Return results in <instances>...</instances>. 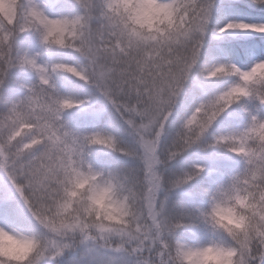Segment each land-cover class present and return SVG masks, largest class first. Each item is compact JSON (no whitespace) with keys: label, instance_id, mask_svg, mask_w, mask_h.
I'll return each instance as SVG.
<instances>
[{"label":"snow or ice","instance_id":"snow-or-ice-1","mask_svg":"<svg viewBox=\"0 0 264 264\" xmlns=\"http://www.w3.org/2000/svg\"><path fill=\"white\" fill-rule=\"evenodd\" d=\"M83 12L75 17L50 19L37 0H17L16 19L12 25L0 22V82L7 70L16 65H27L38 75V84L29 87L23 100L13 103L0 114V214L8 220L22 223L28 219L42 231L47 207L60 194L62 180L86 164L84 152L96 145L111 150L118 148L112 135L90 132L76 136L66 130L61 113L78 107L76 101L57 94L50 83L51 74L70 73L91 83L112 105L123 123L136 137L141 161L139 176H135L139 190L141 220L151 223L161 207L158 192L146 190V182L158 187L153 166L172 161L181 153L210 135L213 125L225 119L228 109L247 98L264 104V72H252L264 61L241 70L230 62H217L208 51L201 60L205 47V30L214 0H172L171 28L152 37L130 33L123 18L105 14L99 25H92L95 12L91 0H76ZM264 6V0H253ZM17 27L19 31L35 28L42 34L44 46L58 43L79 53L85 60L82 67L66 63L51 66L37 64L35 58H18L5 41ZM235 32L264 33V24L229 21L216 34ZM52 33V36H48ZM59 37V42L55 37ZM215 75H210L213 71ZM235 79H232V78ZM242 89V91H236ZM246 110V109H244ZM249 131H235L213 136L211 145L246 149L245 159L253 179L252 187L264 188V145L254 140L248 143L251 131H258L262 120L251 112ZM179 122L170 143L161 153V144L169 136L172 123ZM194 164L187 174L188 182L203 172ZM119 177L123 173L114 174ZM104 225H97L103 232ZM50 253L47 260H56L71 251L76 242H88L127 258V264H148L155 261L158 247L145 234L126 241L97 234L86 220L77 219L60 228L52 227ZM248 264H264V238L257 237L247 251Z\"/></svg>","mask_w":264,"mask_h":264},{"label":"clouds","instance_id":"clouds-1","mask_svg":"<svg viewBox=\"0 0 264 264\" xmlns=\"http://www.w3.org/2000/svg\"><path fill=\"white\" fill-rule=\"evenodd\" d=\"M16 10L17 0H0V22L12 25ZM105 14L123 18L130 33L143 37L157 36L172 26V0H101V7L95 16L103 21ZM31 30L38 33L44 45L42 34L35 28ZM16 31H19L18 27ZM5 35L7 33L0 32V39ZM12 35L8 36L6 45L10 46ZM52 35L48 33V36ZM55 39L59 42L58 36ZM48 47L59 48L58 43ZM15 55L36 60L35 56L27 53ZM216 71L220 69L210 75H215ZM251 71L264 72V64ZM248 125L249 122L241 131H249ZM253 140L264 145V119L260 121L258 131L250 132L248 143L251 144ZM224 149L243 159L245 167L240 173L229 176L227 182L216 189H202L208 199L207 207L197 208L194 212L173 219L165 215L161 200L158 212L149 217L151 223L141 220L135 175L116 177L97 171L87 163L76 167L74 173L62 180L58 198L46 209L49 214L45 221L51 227L42 225V231L28 233L0 226V264H41L49 255L55 259V253H50L52 227L60 228L77 219L86 220L97 234L117 241H126L138 234L147 235L158 245L155 261L150 260L148 264H248L249 245L257 237L264 238V188L258 191L252 187V175L246 171L249 164L244 158L245 148ZM190 171H183L171 178L169 189L187 185ZM150 174L157 178L158 187L146 182V190L152 191L155 196L162 190L163 174L155 166ZM195 224L207 225L214 232L221 233L224 239L191 244L175 235L180 228ZM97 225L106 226L105 230L101 232Z\"/></svg>","mask_w":264,"mask_h":264},{"label":"trees","instance_id":"trees-1","mask_svg":"<svg viewBox=\"0 0 264 264\" xmlns=\"http://www.w3.org/2000/svg\"><path fill=\"white\" fill-rule=\"evenodd\" d=\"M98 1V11L101 7V0ZM237 3H239V6L227 8V13L230 16H233V14H238L239 10H242V15L244 14L247 17L251 18H262L264 20V6L258 5L253 2V0H235ZM37 2L42 6V10L45 12L46 15H48L50 18H59V17H66L68 15H72L71 11L68 9V6L71 7L68 4L67 0H37ZM215 7V6H214ZM235 13H234V12ZM56 12H59L58 14ZM62 13V15H60ZM214 15H217V12H213ZM240 14V13H239ZM75 15V14H74ZM73 17V16H72ZM217 20L224 21L225 15L219 14L217 16ZM231 21H241V19L236 18L235 20ZM255 24H264V21H258ZM210 23H208V26ZM217 28H213L211 30L213 33V38L217 40H222L218 45L208 41L207 37L208 34H205V47L201 49L202 56L201 60L206 59V53L208 51H211L217 59V62H230L235 64L237 67H239L241 70H248L250 67L258 62V61H264L263 59H258L251 64L250 59V48H256L257 50H260V52L264 51V33H255V32H235V33H220L216 34ZM32 30H26V31H16L13 30V35L10 40V47L12 50V53L15 54H29L32 55L29 48L30 43V37L29 33ZM209 43V44H208ZM45 53L47 60L51 65L58 64V63H66L70 65H74L77 67H82L80 63H75L73 60L71 54H76L75 51H72V49L68 48H56V47H45ZM255 49V50H256ZM236 57L237 61L232 60V57ZM67 58V59H65ZM73 60H69V59ZM39 63V61H37ZM23 70H32L31 68L27 66L18 65ZM248 66V67H246ZM246 67V68H243ZM34 74L37 73L32 70ZM54 74V79L57 82V85L62 90V92L66 95V98L75 100V98H80L83 90V80H79L76 77L72 76L70 73L58 71ZM12 75V74H11ZM232 79H235L234 77ZM7 78L5 79V81ZM9 88L6 87V90L3 92V106L0 109L1 113H4L8 110V108L13 104L16 103L15 98L12 95L13 90L17 91H27L29 86L26 81L15 78L13 80V77L9 80ZM250 98L245 99L243 102H238L237 104L232 105L229 109L231 110L230 115L225 117L223 122L217 123L214 125L213 132H210L211 134H227L228 131L232 128L238 127L242 124H244L248 117V105L247 101ZM78 101V100H76ZM85 104L81 103L78 107L73 108L71 110H66L67 118L71 121H74L76 124L81 126H90V127H96L100 126L103 123L107 125H111L110 129L112 130L113 134L117 136L122 135L121 129H119L117 126L112 125V123L109 120H102L101 117H92L90 115L85 114H79L80 109L84 108ZM246 109V110H244ZM256 115L264 119V104H259L257 101V108H256ZM175 122V121H174ZM174 122L172 123V126L174 125ZM87 123V124H83ZM179 126V125H178ZM177 126V128H178ZM210 134V135H211ZM213 136L208 139V149L210 154H200L198 151H193V146H191L189 149L181 153L175 160L177 161V164L184 165L189 159L192 157L194 158H203L205 160H210L211 162V171L208 174L196 177L193 181L188 183L185 186H182L180 188H177L178 191L174 192L170 197L166 200L164 212L165 215H167L170 218L175 219L176 217L194 212L195 209H197L199 206L206 204L208 205V199L203 194L202 189L208 188L209 190H214V188L217 186L221 178L227 173L228 170L232 169H238L243 164L244 161L239 156H236L235 154L227 151L223 147L218 146H209L211 145ZM106 147L101 146H90L89 154L93 158L94 162L97 163L103 170L104 173H114V174H120L123 173L125 175H135L139 176L140 170H141V162L136 161L131 163H128V156L126 155H119L116 153H109L105 150ZM167 147L161 146L162 155L164 150ZM170 161V162H172ZM165 163V162H164ZM162 163V165L164 164ZM169 179L167 178V175H163V181L162 186L163 187V193H168L170 191L168 187ZM2 189H0V194H2ZM160 192L158 195V200L161 198L164 200L165 197H163V193ZM6 217L0 214V226H3L5 224ZM8 228L11 230H18V231H24L28 233H35L38 232L39 229H37L30 220L25 219L22 223H16L11 220H8ZM202 227L201 224H195L190 227H182L176 232V236L187 241L191 244H197V243H205L209 240H222L224 239L223 235L219 232H214L212 229L208 227L207 229V235L208 238L204 239L202 241Z\"/></svg>","mask_w":264,"mask_h":264},{"label":"rangeland","instance_id":"rangeland-1","mask_svg":"<svg viewBox=\"0 0 264 264\" xmlns=\"http://www.w3.org/2000/svg\"><path fill=\"white\" fill-rule=\"evenodd\" d=\"M67 1H68V4L71 6V7L68 6V9L72 12L71 13L72 15H68L66 17L71 18L72 16L75 17V16L82 14L83 9L76 2V0H67ZM98 4L99 3L97 0H92V6L94 9V12H97V13H98ZM214 4H215V7H213V9L211 10L209 21H208L210 25L208 26L207 24L206 30H205V34H208L207 39L209 42H211L210 44L214 43L218 45L220 41H222V40H217L213 38V33H212L213 30L211 29L217 28V27L219 29L223 27L225 23L231 21L232 19L235 20L236 18L239 17L241 21L245 23H250V24H255L258 21H264L262 18H251V17L249 18L245 16L244 14L242 15L241 9L239 10L240 14L238 13L236 14V16L235 14H233V16H230L227 13L228 11L227 8H230V6L231 7L239 6V3H237L235 0H214ZM214 11L217 12V15H214L213 13ZM56 13L58 14L59 12H56ZM221 13L222 15H225L224 21L217 20L218 19L217 16H219V14ZM60 15H62V13ZM101 22L102 21L100 20L98 16H95V18L91 21L92 25H99ZM29 37H30L29 48H30V52L32 53V55L36 57V60L39 61V64L50 66L47 60V57H46L44 45L41 44L38 33L32 30L29 33ZM255 49L256 48L249 49L251 53L250 59L252 61L250 65H252L254 61L264 58V51L260 52V50H257V49L255 50ZM75 53L76 54H71L74 60L72 58L69 60H73L75 63H80V65L83 66L85 64L84 58L79 53L77 52ZM231 59L237 61L236 57L234 56ZM246 67H243V68H246ZM12 77H13V80L15 78H19V79L26 81L29 87H33L38 84V75L37 74L35 75L34 72H32V70H29V69L23 70L18 65L9 68L7 72L4 74L2 78V82H0V109L3 106V101H2L3 92L6 90V87L9 88V82H10L9 80ZM6 78L7 80L5 81ZM50 83L53 85L58 95H60L61 97H66V95L62 92V90L57 85V82L54 79V74H51ZM27 91L13 90L12 95L15 98V101L18 102L20 100H23L24 97L27 95ZM81 92H82V94L80 95L81 97L75 98V100L83 101V103L85 104V107L80 109L79 114L80 115L81 114L90 115L92 117H101L102 120H106V121L109 120L112 123V125L117 126L119 129H121L122 135L121 136H117L116 134L114 135L112 130L110 129L111 125H107L104 123L96 127L94 126L90 127L88 125L86 126L78 125L74 121H71L70 119H68L67 114L64 111L61 113V120L64 123L66 130L76 136L85 135L90 132H102V133L112 135L115 138L118 148H122L125 150V153H130V154H122L120 151H115V150H111L108 148H105L106 152L116 153L119 155H126L129 157L128 163H131V164L136 161L141 162L138 155L131 154V153L139 152V147H138L136 137L134 136V134L131 133L129 128L123 123L119 114L115 111L112 105L106 101L104 96L91 83H86L85 81H83V90ZM247 105H248V113L251 112L255 114L257 111L256 110L257 101L253 98H250L247 101ZM228 112L231 113V110H229ZM0 114H3V113H1L0 111ZM248 122H249V116L247 117V120L244 124L230 129L228 133L243 129L244 127H246ZM83 124H87V123H83ZM178 125H179V122L175 121L174 125L170 129L169 136L164 138L161 146L167 147L169 145L170 137ZM213 127L212 129H210V132H213L214 130ZM211 135H217V134H211ZM211 135H206L205 137L201 139L200 142L193 145V151H198L202 155L210 154L208 153L209 152V149H208L209 140L208 139L211 137ZM83 158L85 162L88 165H90L93 169L104 172V170L97 163H95L93 158L90 156L88 147L85 149ZM194 164H198L204 169L203 172H201L199 176L208 174L211 171L210 160H205L200 157L198 158L192 157L184 165L177 164V161H172V162L166 161L163 165L161 164L159 166L158 170L163 175L166 174L167 178L170 180L175 175L183 171H190ZM244 167H245V163L238 169L228 170L227 173H225V175L221 178V180L219 181V183L214 189H216L218 186L222 184H225L229 176L240 173L244 169ZM199 176H197V178ZM163 187L164 185L162 186V190L160 192L163 191ZM176 191H178V189H171L168 193L162 192L163 197L165 198L163 200L160 195L159 201L162 200L164 202V208H165L166 200L170 197V195H172ZM206 207L207 205L203 204L199 206L198 208H206ZM201 227L203 231L202 233V241H203L204 239L208 238V235H207L208 226L201 224ZM41 264H127V258L119 253L107 251L103 248L94 246L88 242H83V243L76 242L74 244L73 250L66 251L63 256H61L60 258L56 260L44 259L43 261H41Z\"/></svg>","mask_w":264,"mask_h":264}]
</instances>
